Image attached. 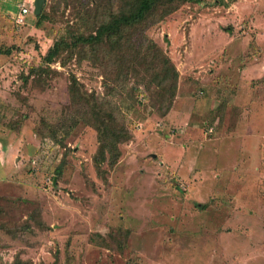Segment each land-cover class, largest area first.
Segmentation results:
<instances>
[{"label": "rangeland", "instance_id": "rangeland-1", "mask_svg": "<svg viewBox=\"0 0 264 264\" xmlns=\"http://www.w3.org/2000/svg\"><path fill=\"white\" fill-rule=\"evenodd\" d=\"M131 1L46 0L40 19L0 0V264H264V0L160 5L142 28L173 98L141 55L115 82L73 46L48 59ZM73 78L98 100L79 110L129 135L116 161Z\"/></svg>", "mask_w": 264, "mask_h": 264}, {"label": "trees", "instance_id": "trees-1", "mask_svg": "<svg viewBox=\"0 0 264 264\" xmlns=\"http://www.w3.org/2000/svg\"><path fill=\"white\" fill-rule=\"evenodd\" d=\"M173 1V0H169ZM183 3L192 2V0H180ZM165 0H132L129 7L123 11L108 10L100 22L94 29H91L88 34L73 35L71 40H66L67 36L61 41L55 42L53 49L49 52L48 59L54 57L56 52L64 46H73L77 50H81L83 54L89 53V59L95 63L103 66L108 74L116 76L113 82L120 80L125 71L132 68L133 62L138 55L143 57L144 70L147 73H156L158 87H160V96L174 97L177 91L178 72L167 54L156 46L153 42H149L142 28L146 21L153 15V13L160 7ZM38 18L44 19L45 15H40ZM135 35L137 37L135 38ZM75 37V38H74ZM67 41L73 42L67 45ZM158 69V71H157ZM128 73V72H127ZM107 77H110L107 75ZM113 94L116 89L109 90ZM167 96V97H168ZM70 97L71 105L76 110L79 119L87 120L88 124L95 127L100 141L99 153L105 158L106 150L110 151V157L113 161L120 156V150L117 144H124L129 139V135L122 129L117 130V134L111 128L112 115L103 111L94 109L91 115L89 111L79 110L81 105L97 106V99L83 91V87L78 81L73 78L70 80ZM166 97V99H167ZM171 98V99H172ZM168 105H162L165 111L169 109ZM101 108L102 106L99 105ZM107 111V110H106ZM78 116L72 118L74 124L78 121ZM95 120V126L91 123L90 117ZM75 118H77L75 120ZM86 122V121H85ZM57 138V135H54ZM99 163V162H98ZM114 163V162H113Z\"/></svg>", "mask_w": 264, "mask_h": 264}, {"label": "built area", "instance_id": "built-area-1", "mask_svg": "<svg viewBox=\"0 0 264 264\" xmlns=\"http://www.w3.org/2000/svg\"><path fill=\"white\" fill-rule=\"evenodd\" d=\"M31 12L30 9L26 8L25 6L20 7V13L17 16L16 22L18 24H24L25 23V16ZM213 130H211L212 132Z\"/></svg>", "mask_w": 264, "mask_h": 264}, {"label": "water", "instance_id": "water-1", "mask_svg": "<svg viewBox=\"0 0 264 264\" xmlns=\"http://www.w3.org/2000/svg\"><path fill=\"white\" fill-rule=\"evenodd\" d=\"M46 0H34L33 3V13L35 16H39L42 13Z\"/></svg>", "mask_w": 264, "mask_h": 264}, {"label": "crops", "instance_id": "crops-1", "mask_svg": "<svg viewBox=\"0 0 264 264\" xmlns=\"http://www.w3.org/2000/svg\"><path fill=\"white\" fill-rule=\"evenodd\" d=\"M19 13H20V7H19ZM25 18H26V16H25Z\"/></svg>", "mask_w": 264, "mask_h": 264}]
</instances>
